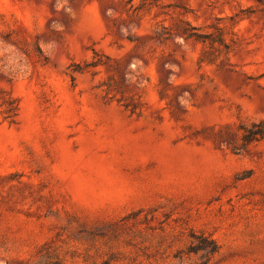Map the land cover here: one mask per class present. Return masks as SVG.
Returning <instances> with one entry per match:
<instances>
[{
	"label": "rangeland",
	"instance_id": "rangeland-1",
	"mask_svg": "<svg viewBox=\"0 0 264 264\" xmlns=\"http://www.w3.org/2000/svg\"><path fill=\"white\" fill-rule=\"evenodd\" d=\"M0 264H264V0H0Z\"/></svg>",
	"mask_w": 264,
	"mask_h": 264
},
{
	"label": "trees",
	"instance_id": "trees-1",
	"mask_svg": "<svg viewBox=\"0 0 264 264\" xmlns=\"http://www.w3.org/2000/svg\"><path fill=\"white\" fill-rule=\"evenodd\" d=\"M260 125H261V124L254 125V126H259V127H260ZM261 132H262V131L258 130L257 132L252 133V134L250 135L249 139H247V140H250V138H252V136H255V135H257V134H261Z\"/></svg>",
	"mask_w": 264,
	"mask_h": 264
}]
</instances>
